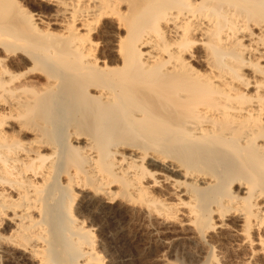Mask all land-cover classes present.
I'll return each instance as SVG.
<instances>
[{"label": "bare ground", "instance_id": "bare-ground-1", "mask_svg": "<svg viewBox=\"0 0 264 264\" xmlns=\"http://www.w3.org/2000/svg\"><path fill=\"white\" fill-rule=\"evenodd\" d=\"M132 214L264 264V0H0V264H103Z\"/></svg>", "mask_w": 264, "mask_h": 264}, {"label": "rangeland", "instance_id": "rangeland-1", "mask_svg": "<svg viewBox=\"0 0 264 264\" xmlns=\"http://www.w3.org/2000/svg\"><path fill=\"white\" fill-rule=\"evenodd\" d=\"M81 219L90 223V216L81 213ZM84 216V217H83ZM86 216V217H85ZM90 218V219H89ZM127 229L125 238L116 239V234H99L96 225L89 229L96 240V250L103 260V264H164L165 261L183 263L185 257L194 255L196 248L188 241L177 243L178 246L167 248L163 244V235L160 230L153 229L149 223L138 215L125 217Z\"/></svg>", "mask_w": 264, "mask_h": 264}]
</instances>
